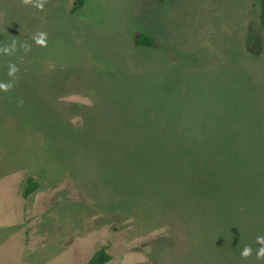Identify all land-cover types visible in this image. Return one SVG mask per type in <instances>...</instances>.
<instances>
[{
  "label": "rangeland",
  "instance_id": "rangeland-1",
  "mask_svg": "<svg viewBox=\"0 0 264 264\" xmlns=\"http://www.w3.org/2000/svg\"><path fill=\"white\" fill-rule=\"evenodd\" d=\"M71 2L0 0V264H264V216L205 150L264 142L259 0ZM122 29L154 48L124 54Z\"/></svg>",
  "mask_w": 264,
  "mask_h": 264
},
{
  "label": "trees",
  "instance_id": "trees-1",
  "mask_svg": "<svg viewBox=\"0 0 264 264\" xmlns=\"http://www.w3.org/2000/svg\"><path fill=\"white\" fill-rule=\"evenodd\" d=\"M83 4L84 0H72L68 14L74 15L83 7ZM259 23L264 29V0H259ZM133 44L137 48H154L155 46L153 38L140 31L134 33ZM235 145L229 141L206 143L205 150L213 157L211 167L216 175L215 180L221 187V197L225 199L226 194L224 196L222 194L229 191L233 199L250 203L252 210L249 214L264 216V142L263 144L245 142L243 147L247 151L246 155L240 153L241 145ZM173 159L176 158L167 159L168 166L176 163L177 168L175 169L180 174V179L184 180L192 175L190 173L193 166H186L184 159ZM160 160L161 158L157 157L154 163L159 164ZM38 187L39 184L33 177H26L22 198H28ZM256 208L260 209L257 211ZM261 227H263V222L260 220L253 221V226H251L252 229ZM110 260L111 256L104 248H100L84 264H106Z\"/></svg>",
  "mask_w": 264,
  "mask_h": 264
},
{
  "label": "clouds",
  "instance_id": "clouds-1",
  "mask_svg": "<svg viewBox=\"0 0 264 264\" xmlns=\"http://www.w3.org/2000/svg\"><path fill=\"white\" fill-rule=\"evenodd\" d=\"M38 8L43 7V3H37L35 5ZM36 44L38 45H45V37L44 34H40L38 38L35 39ZM15 42H13L11 45L0 48V53L3 54H10L15 50ZM17 71L15 65H9V75H13ZM12 87L11 83H0V90L8 91ZM257 243L261 245V247L257 250V259L264 258V236H258L257 237ZM252 254V248L249 246L244 247V249L241 251L242 257H249Z\"/></svg>",
  "mask_w": 264,
  "mask_h": 264
},
{
  "label": "crops",
  "instance_id": "crops-1",
  "mask_svg": "<svg viewBox=\"0 0 264 264\" xmlns=\"http://www.w3.org/2000/svg\"><path fill=\"white\" fill-rule=\"evenodd\" d=\"M135 32H136V30H130V31H126V32H125L124 29L118 30V33L119 34H122L121 35V38L118 39V44H119V40H121L123 38V34L125 35L124 38H123V40L121 41L120 48H121L122 52L124 54H126V55L130 54V52H132V51H134L136 49V47L133 44V33H135ZM140 49L142 50V49H145V48H140ZM147 49L149 51L152 50L151 48H147ZM112 63H113V61H110V64H112Z\"/></svg>",
  "mask_w": 264,
  "mask_h": 264
}]
</instances>
